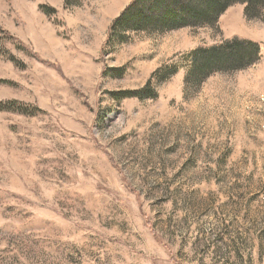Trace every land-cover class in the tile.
<instances>
[{
    "label": "rangeland",
    "instance_id": "1",
    "mask_svg": "<svg viewBox=\"0 0 264 264\" xmlns=\"http://www.w3.org/2000/svg\"><path fill=\"white\" fill-rule=\"evenodd\" d=\"M131 1L0 0V264H264V9L105 46ZM235 36L257 62L187 82Z\"/></svg>",
    "mask_w": 264,
    "mask_h": 264
},
{
    "label": "trees",
    "instance_id": "2",
    "mask_svg": "<svg viewBox=\"0 0 264 264\" xmlns=\"http://www.w3.org/2000/svg\"><path fill=\"white\" fill-rule=\"evenodd\" d=\"M79 1L66 0L67 4ZM236 2L245 4V13L250 18L260 15L264 9V0H132L112 21L105 46L115 36L123 40L128 31H168L185 26L214 25ZM0 29L14 38L1 26ZM261 52L259 42L239 36L213 45L200 46L189 53L187 82L196 79L201 83L217 71L247 68L260 59ZM171 66L170 74H174L180 68L179 63ZM164 68L166 67L157 70L152 78L161 75ZM151 83L152 79L146 87L130 90L127 94L140 98L155 97L157 93L154 90L149 91Z\"/></svg>",
    "mask_w": 264,
    "mask_h": 264
}]
</instances>
